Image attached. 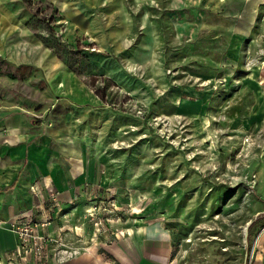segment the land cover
<instances>
[{"label":"rangeland","instance_id":"rangeland-1","mask_svg":"<svg viewBox=\"0 0 264 264\" xmlns=\"http://www.w3.org/2000/svg\"><path fill=\"white\" fill-rule=\"evenodd\" d=\"M206 3L0 0V106L52 169L15 264H264V5Z\"/></svg>","mask_w":264,"mask_h":264},{"label":"crops","instance_id":"crops-1","mask_svg":"<svg viewBox=\"0 0 264 264\" xmlns=\"http://www.w3.org/2000/svg\"><path fill=\"white\" fill-rule=\"evenodd\" d=\"M200 1H207L203 5L206 11H212L213 7L221 12L229 10L228 0H192V3ZM239 2L241 6H236L235 9L244 13V16L250 12L249 21H253L259 5H264V0ZM209 23L211 26V22ZM222 25L219 22V29L223 28ZM30 129L25 115L11 107L0 106V220L4 221L0 224V264H6L5 254L12 251L17 243L16 234L11 230L10 224L17 221L35 198L36 194L31 191L30 186L36 184L38 188L41 187L43 184L37 183L36 178L52 170L46 146L44 143L36 145ZM60 264H77V261H62Z\"/></svg>","mask_w":264,"mask_h":264},{"label":"built area","instance_id":"built-area-1","mask_svg":"<svg viewBox=\"0 0 264 264\" xmlns=\"http://www.w3.org/2000/svg\"><path fill=\"white\" fill-rule=\"evenodd\" d=\"M42 184L43 186H47V183H45L44 181ZM37 188L38 186L36 184L30 186L31 191L34 194H37L36 190L39 191ZM24 217H19L17 221H14L10 224L11 230L14 232V234H16L17 243L12 251L5 254L4 258L6 260V264H15V260H17L16 257L20 256L21 253H27V249L29 248L27 228L24 227L25 222L22 221ZM3 222V220H0V224H2ZM30 250L34 255L41 256L42 252L44 251V245H42L41 243L35 244Z\"/></svg>","mask_w":264,"mask_h":264},{"label":"trees","instance_id":"trees-1","mask_svg":"<svg viewBox=\"0 0 264 264\" xmlns=\"http://www.w3.org/2000/svg\"><path fill=\"white\" fill-rule=\"evenodd\" d=\"M43 40V39H42ZM46 42V41H45ZM93 52V51H92ZM92 54H97L96 52H93ZM99 54V53H98ZM59 57H62L61 53L59 52ZM64 60V59H63ZM65 61V64H67L68 66H70V62L69 60H64ZM7 67H9V65L7 64L6 65ZM71 68L74 69V67L71 66ZM14 70H15V73L14 72H11V71H8L7 72V75L11 78H16L17 76L21 75V74H24L26 72V70H30V67L29 66H26V65H19V66H15L14 67Z\"/></svg>","mask_w":264,"mask_h":264},{"label":"water","instance_id":"water-1","mask_svg":"<svg viewBox=\"0 0 264 264\" xmlns=\"http://www.w3.org/2000/svg\"><path fill=\"white\" fill-rule=\"evenodd\" d=\"M252 220L249 221L247 224H246V227H245V234L247 233V228L249 227V225L251 224Z\"/></svg>","mask_w":264,"mask_h":264}]
</instances>
